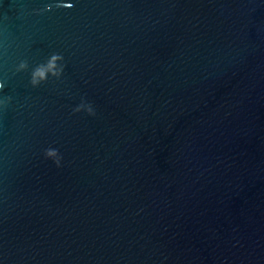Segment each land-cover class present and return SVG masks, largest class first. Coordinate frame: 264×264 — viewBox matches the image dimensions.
<instances>
[{"label": "water", "instance_id": "obj_1", "mask_svg": "<svg viewBox=\"0 0 264 264\" xmlns=\"http://www.w3.org/2000/svg\"><path fill=\"white\" fill-rule=\"evenodd\" d=\"M0 83V264H264V0H0Z\"/></svg>", "mask_w": 264, "mask_h": 264}, {"label": "clouds", "instance_id": "obj_2", "mask_svg": "<svg viewBox=\"0 0 264 264\" xmlns=\"http://www.w3.org/2000/svg\"><path fill=\"white\" fill-rule=\"evenodd\" d=\"M62 60V57L59 55H52L49 59V61L47 62V64L45 65H40L38 66L33 72H32V79H31V83L33 84V86H37L39 83H41L42 81H44L45 79H47V74L51 73L52 75H60V71L55 70L56 69V62ZM27 67V64L24 62H21L19 64V70H23ZM3 88V83H0V89ZM84 109L88 112L89 115H94V109L92 108L91 105H81L79 107H77L75 109V111H80L81 109ZM45 157L47 158H51L54 160L55 164L57 165V167L60 166L61 163V156L59 154V152L55 149H47L45 150L44 153Z\"/></svg>", "mask_w": 264, "mask_h": 264}]
</instances>
